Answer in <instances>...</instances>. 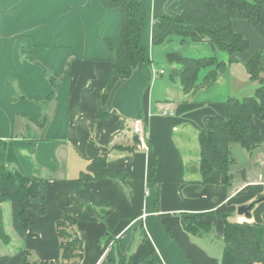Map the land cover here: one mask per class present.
<instances>
[{"label": "crops", "instance_id": "1", "mask_svg": "<svg viewBox=\"0 0 264 264\" xmlns=\"http://www.w3.org/2000/svg\"><path fill=\"white\" fill-rule=\"evenodd\" d=\"M140 4L145 63L119 80L110 78L118 8L101 0H0L4 165L30 180L26 233L15 216L14 191L0 185V195L9 196L0 202V264H19L24 251L38 261L63 263L56 223L66 216L82 241L78 264H108L113 253L135 264L148 256L155 264H220L224 222L209 213L221 211L250 223L264 248V201L248 219L236 214L238 206L264 196V122L254 120L260 147L251 154L242 150L240 165L232 158L229 186L198 184L197 141L209 118L226 117L227 99H237L248 85L254 92L243 64L263 48L260 37L245 21L234 20L233 31L249 43L241 55L215 52L207 42L181 44L175 37L153 45V22L176 16L178 1ZM214 55L223 66L214 81L202 85L213 68L200 70L199 87L184 93L179 60ZM134 121L142 125L148 151L132 133ZM89 143L104 150L105 168L119 176L82 181L84 199L73 183L89 171ZM39 184L44 200L31 202ZM60 195L62 209L56 205ZM190 214H207L212 231L186 233L181 222Z\"/></svg>", "mask_w": 264, "mask_h": 264}, {"label": "trees", "instance_id": "2", "mask_svg": "<svg viewBox=\"0 0 264 264\" xmlns=\"http://www.w3.org/2000/svg\"><path fill=\"white\" fill-rule=\"evenodd\" d=\"M177 1L178 14L176 16L158 17L153 22L151 32L153 45H161L175 37L180 39L181 44L207 42L215 52H224L229 56L241 55L249 50V43L233 31L234 20L245 21L248 27L260 37L263 44V48L254 52L252 57L243 64L249 81L257 82L253 95L240 100L227 99L225 102L226 117L209 118L207 130L197 134L200 177L198 184L229 186L231 167L234 164L230 155L231 146L237 145L251 154L262 143L254 120L264 122V80L259 77L261 73H264V0ZM101 2L105 7L118 8L121 12L122 18L113 49L114 62L110 78L124 80L131 76L138 64L145 63L144 52L139 44L144 22L140 0H101ZM179 62L181 64L179 83L184 93H189L192 89L199 87L196 85V80L200 70L213 68V71L205 77L203 85L213 82L217 72L223 69L215 55L198 59L183 58ZM39 124L43 125L44 122ZM135 139L138 141L137 137ZM88 151L89 157L92 158L89 171L73 183L75 194L84 199H87V195L80 186L82 181L90 178L116 179L119 176L118 173L105 168L104 156L100 154V151L104 153L102 148L89 143ZM5 152L6 143L0 140V185L14 191L15 216L22 232L26 233L29 224L27 210L30 208L27 188L30 180L21 176L16 170L5 167ZM44 189V186L39 184L30 201H43ZM260 198L263 197L257 199ZM8 200V195H0V202ZM263 201L261 199L258 203ZM56 205L63 208L62 195L56 199ZM207 214L186 216L181 222L184 231L192 236L209 234L212 231V223L204 220ZM209 215L215 220L224 222L223 236L220 239L222 243L220 264H264V248L257 241L250 223L232 219L227 211L210 212ZM74 224L75 221L67 216L56 223L57 236L60 239V260L63 262L61 264H78L82 257L81 238L70 229ZM30 256L32 254L28 251L21 253L19 264H48L38 260L31 262ZM108 264L135 263H131L125 256L113 253ZM139 264H155V261L148 256Z\"/></svg>", "mask_w": 264, "mask_h": 264}, {"label": "rangeland", "instance_id": "3", "mask_svg": "<svg viewBox=\"0 0 264 264\" xmlns=\"http://www.w3.org/2000/svg\"><path fill=\"white\" fill-rule=\"evenodd\" d=\"M259 77L261 78V79H263L264 80V73H261L260 75H259ZM254 83H256V88H257V82H254ZM255 88V89H256ZM245 90L243 91V92H241V93H239L238 95L239 96H234V97H237V99H242L243 97H246V96H251V95H253V89L254 88H251V85H248L247 87H245L244 88ZM241 152H242V149H240V147L239 146H237V145H232L231 146V151H230V155H231V158H234L235 159V161L240 165V164H242V162H243V160L241 159ZM234 167V166H233ZM235 169H237L236 167H235ZM231 170H232V168H231ZM14 246H17V245H14ZM18 247V246H17ZM19 248V247H18ZM20 251V250H19ZM30 261L31 262H33V261H37L33 256H30Z\"/></svg>", "mask_w": 264, "mask_h": 264}, {"label": "built area", "instance_id": "4", "mask_svg": "<svg viewBox=\"0 0 264 264\" xmlns=\"http://www.w3.org/2000/svg\"><path fill=\"white\" fill-rule=\"evenodd\" d=\"M132 133L138 138V142L148 151V146L145 144L143 128L140 121H134L131 125Z\"/></svg>", "mask_w": 264, "mask_h": 264}, {"label": "water", "instance_id": "5", "mask_svg": "<svg viewBox=\"0 0 264 264\" xmlns=\"http://www.w3.org/2000/svg\"><path fill=\"white\" fill-rule=\"evenodd\" d=\"M261 199L264 200V196L263 198L257 199L254 202H251L249 204L238 206L236 209L237 216L245 217L247 219L250 218V211L252 210L254 205L257 204Z\"/></svg>", "mask_w": 264, "mask_h": 264}]
</instances>
